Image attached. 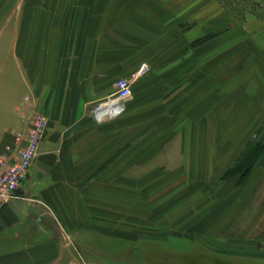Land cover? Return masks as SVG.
<instances>
[{
	"label": "crops",
	"instance_id": "crops-1",
	"mask_svg": "<svg viewBox=\"0 0 264 264\" xmlns=\"http://www.w3.org/2000/svg\"><path fill=\"white\" fill-rule=\"evenodd\" d=\"M203 4L0 0V150L48 119L0 264H264V78L220 82L242 48ZM119 78L124 113L95 122Z\"/></svg>",
	"mask_w": 264,
	"mask_h": 264
},
{
	"label": "built area",
	"instance_id": "built-area-1",
	"mask_svg": "<svg viewBox=\"0 0 264 264\" xmlns=\"http://www.w3.org/2000/svg\"><path fill=\"white\" fill-rule=\"evenodd\" d=\"M145 69L143 64L138 75L143 74ZM131 95V81L119 78L114 83L113 93L90 109L92 119L101 123L119 118ZM24 102H27V98H24ZM46 132L47 118L43 114L28 113L23 128L13 132V142L0 150V209L16 198L23 199L30 205L34 203L32 196L19 191L29 181L30 170L42 154L41 147Z\"/></svg>",
	"mask_w": 264,
	"mask_h": 264
},
{
	"label": "rangeland",
	"instance_id": "rangeland-1",
	"mask_svg": "<svg viewBox=\"0 0 264 264\" xmlns=\"http://www.w3.org/2000/svg\"><path fill=\"white\" fill-rule=\"evenodd\" d=\"M211 1L204 0L203 8H210L211 4L214 6L217 3L221 17L219 31L213 37L226 32L233 33L235 37L234 47L237 45V47L242 48L234 51L225 49L218 55L217 72L220 82L223 83L222 80L248 81L257 77V73L264 78V49L261 52L260 49H246V47L254 46L257 42L258 45H264V0ZM251 32L252 37L249 36ZM254 38L257 42L254 41ZM0 46L2 45L0 44ZM251 50L256 52V56L250 53ZM248 54L250 55L248 56ZM258 59L260 63H258ZM258 66L261 67L260 70H258ZM245 136L243 135V141ZM250 140L257 141L258 136L254 135L250 137ZM110 253H114V248L111 249ZM109 264H113V262Z\"/></svg>",
	"mask_w": 264,
	"mask_h": 264
}]
</instances>
